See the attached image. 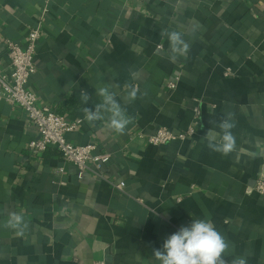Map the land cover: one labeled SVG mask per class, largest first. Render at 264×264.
Instances as JSON below:
<instances>
[{
    "label": "crops",
    "instance_id": "crops-1",
    "mask_svg": "<svg viewBox=\"0 0 264 264\" xmlns=\"http://www.w3.org/2000/svg\"><path fill=\"white\" fill-rule=\"evenodd\" d=\"M44 4L0 0V71L4 40L24 45ZM171 31L188 44L175 59ZM34 59L28 85L39 104L79 121L65 138L110 157L78 177L54 147L31 154L35 128L0 100V264H159L153 249L195 219L225 237L227 264H264V196L249 191L264 176V0H49ZM130 86L139 90L131 101ZM100 87L131 118L123 133L84 119ZM195 109V135L146 142L162 126L184 131ZM228 113L236 146L225 156L206 134ZM14 212L22 235L6 227Z\"/></svg>",
    "mask_w": 264,
    "mask_h": 264
},
{
    "label": "built area",
    "instance_id": "built-area-1",
    "mask_svg": "<svg viewBox=\"0 0 264 264\" xmlns=\"http://www.w3.org/2000/svg\"><path fill=\"white\" fill-rule=\"evenodd\" d=\"M45 0L36 24L28 28L24 45L5 39V55L8 60V71H0V100L11 107H20L27 115L29 124L35 128V136L28 143V150L33 155L42 154L47 148H56L63 160L73 163L77 169V176L81 177L85 170L90 169V164L96 168L109 160V154H95L97 144H74L65 138L67 132L77 129L78 120H68L63 114L57 112L49 105H41L38 102L36 92L28 85L29 78L36 72L34 55L36 44L41 36L42 22L47 13ZM161 48V45H158ZM176 81L167 83L169 89H174ZM198 109L191 124L181 132H174L166 126L157 128L153 133L146 135L145 140L150 145H160L172 140H184L195 135L198 127ZM136 136L143 138L141 134ZM93 170V169H91ZM99 175V174H97ZM101 177V175H99ZM116 189L123 190L124 183L113 185ZM249 191H255L264 196V176L258 177L249 187ZM94 264H104L96 261Z\"/></svg>",
    "mask_w": 264,
    "mask_h": 264
},
{
    "label": "clouds",
    "instance_id": "clouds-1",
    "mask_svg": "<svg viewBox=\"0 0 264 264\" xmlns=\"http://www.w3.org/2000/svg\"><path fill=\"white\" fill-rule=\"evenodd\" d=\"M165 35L169 40L172 59L188 52V44L180 32L171 31ZM138 91V88L130 86L127 98L130 101L136 99ZM96 95L100 101L93 107L83 108L84 119L90 124L104 120L108 129L123 133L131 118L116 99L115 93L109 91L108 87H100ZM80 96L84 104L91 99L90 94L84 89L81 90ZM105 113H107L106 120ZM234 127L232 113H228L219 124V133L210 130L206 134L209 148L225 156L232 153L236 146L232 132ZM6 227L13 228L17 231V235H22L25 227L23 216L15 212L11 213ZM228 248L229 244L225 237L216 230L211 221L195 219L190 225L182 226L168 236L163 242L162 249H153L152 255L159 264H227L224 254ZM231 264H247V261L246 258L239 257L233 259Z\"/></svg>",
    "mask_w": 264,
    "mask_h": 264
}]
</instances>
